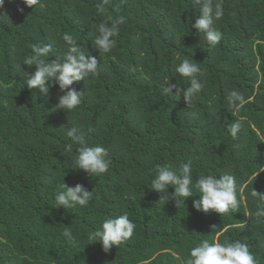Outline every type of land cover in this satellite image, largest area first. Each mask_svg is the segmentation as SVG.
Masks as SVG:
<instances>
[{
  "label": "trees",
  "instance_id": "obj_1",
  "mask_svg": "<svg viewBox=\"0 0 264 264\" xmlns=\"http://www.w3.org/2000/svg\"><path fill=\"white\" fill-rule=\"evenodd\" d=\"M217 4L223 15L213 27L222 38L210 46L192 27L200 15L192 0H40L33 7L4 0L0 264H185L203 240L240 241L264 264V217L255 215L264 201L252 195L264 194V0H213ZM120 18L112 51L99 54L98 26ZM64 33L99 63L96 75L72 86L84 95L70 113L56 108L58 85L44 95L30 90L22 75V69L36 70L23 65L33 45H52L49 62L62 56ZM186 59L200 64L203 84L189 105L163 91L169 82L190 86L176 72ZM233 90L246 100L238 110L225 99ZM236 121L242 127L234 139L228 126ZM71 127L95 130L87 145L108 150L107 173L89 177L74 168L79 145L66 150ZM188 160L195 197L160 202L162 194L151 188L156 167L176 170ZM226 173L236 179L237 209L222 216L197 212V179ZM63 180L92 192L87 206L55 208ZM121 214L135 224L131 238L108 253L99 242L89 244L104 219Z\"/></svg>",
  "mask_w": 264,
  "mask_h": 264
},
{
  "label": "clouds",
  "instance_id": "obj_2",
  "mask_svg": "<svg viewBox=\"0 0 264 264\" xmlns=\"http://www.w3.org/2000/svg\"><path fill=\"white\" fill-rule=\"evenodd\" d=\"M21 2L28 7H33L39 4L40 0H21ZM102 2L108 3V0H102ZM3 6L4 0H0V8ZM192 7L200 12L192 27L204 36L210 46L217 45L222 38V33L216 30L213 25L215 20L223 15L222 8L218 4L214 8L213 0H192ZM18 11L23 12V9H18ZM122 23L123 18H120L113 21L111 26L106 23H101L98 26L93 43L99 54H108L112 51L116 43L115 38L120 32L119 25ZM62 39L67 50L62 56H57L51 62L48 60L49 54L53 51L51 44L33 45V54L24 59L23 65L35 66L36 70L27 74L22 69V75L30 90L39 89V92L44 95L49 92V85H58L62 95L58 97L56 108L70 113L82 103L84 95L72 86L76 82L84 81L90 75H96L99 63L95 56L86 55L81 50L72 35L64 33ZM199 65L197 62L183 60L176 67V72L188 78L190 86L184 89L169 82L164 86L163 91L178 98L183 97L185 103L189 105L203 88V84L198 78L201 71ZM225 99L237 110L246 103L243 94L234 90L227 93ZM241 127L239 121L233 122L228 126V132L235 139L238 137ZM94 131L93 128H88L85 132L81 128L71 127L66 133L72 141L66 145V150L71 151L73 144L79 145L76 149L77 157L73 161L74 168L82 170L89 177L107 173L111 164L109 152L105 147L101 145L89 147L87 145V137ZM60 187L62 191H58L55 195V208L84 207L92 198V192L87 191L81 184L69 187L63 180ZM170 187L174 189L171 194H169ZM151 188L162 194L160 202L165 204L170 199L175 200L177 204L180 200L185 203L188 198L195 197L192 187L191 160L180 163L176 170L170 166L158 165L151 181ZM195 189L199 192V199L193 200V208L197 212L205 214L214 212L222 216L230 211H235L238 207L236 179L230 173L219 177L200 176L195 183ZM252 195L264 201V194H258L253 190ZM255 215L258 219L264 217V204L258 207ZM134 229L135 224L127 214H121L115 218L108 217L103 220L99 229L93 230L89 235V244L99 242L102 244L103 251L108 253L113 246L119 247L131 238ZM215 229L216 226L213 225L212 231ZM63 235L69 240L74 239L70 232L66 231ZM189 257L185 264H257L248 245L240 241L209 243L208 240H203L190 249Z\"/></svg>",
  "mask_w": 264,
  "mask_h": 264
}]
</instances>
